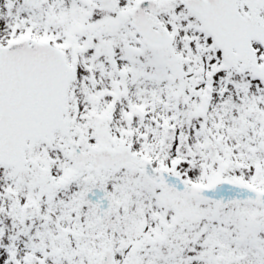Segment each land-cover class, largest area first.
Returning a JSON list of instances; mask_svg holds the SVG:
<instances>
[{"label":"snow or ice","instance_id":"snow-or-ice-1","mask_svg":"<svg viewBox=\"0 0 264 264\" xmlns=\"http://www.w3.org/2000/svg\"><path fill=\"white\" fill-rule=\"evenodd\" d=\"M0 264H264V0H0Z\"/></svg>","mask_w":264,"mask_h":264}]
</instances>
